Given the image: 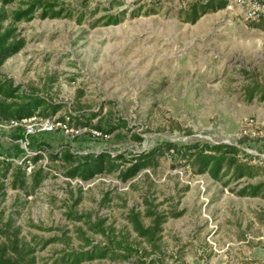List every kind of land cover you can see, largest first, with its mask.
<instances>
[{"label":"rangeland","instance_id":"374dc122","mask_svg":"<svg viewBox=\"0 0 264 264\" xmlns=\"http://www.w3.org/2000/svg\"><path fill=\"white\" fill-rule=\"evenodd\" d=\"M30 1L13 0L4 10ZM40 1L72 16L39 18L38 9L30 20L2 21L23 46L0 65V82L18 95L58 104L53 123L64 117L86 125L34 132L25 149L20 126L0 125V159L7 168L0 175V255L17 264L14 247L28 244L35 264H54L86 242L123 239L137 252L78 264H140L138 255L159 264H264V200L234 193L243 181L264 182V173L224 185L192 173L169 150L156 168L126 182L115 173L85 182L62 174L85 155L129 157L164 141L196 140L235 144L264 169V30L248 27L241 5L232 1L192 24L177 14L196 0ZM121 11L117 24L90 26ZM133 11L139 15L130 16ZM36 153L40 158L33 159ZM38 167L49 175L26 194L15 176L28 183ZM130 210L144 226L156 213L166 215L158 249L131 230Z\"/></svg>","mask_w":264,"mask_h":264},{"label":"trees","instance_id":"16d2710c","mask_svg":"<svg viewBox=\"0 0 264 264\" xmlns=\"http://www.w3.org/2000/svg\"><path fill=\"white\" fill-rule=\"evenodd\" d=\"M13 0H0V24L2 21L8 20V24L17 23L19 21H27L33 17V12L39 9V18H59V17H71L70 12L63 11L61 8H55L50 2L35 0L25 4L23 8H15L9 11L4 10V6L8 5ZM227 4V0H205L200 2L198 0L190 3L185 9H181L177 16L182 22L194 23L202 14L211 11L223 9ZM150 11L144 12L148 14ZM130 16L139 15L138 11H133ZM124 17V12L121 11L114 15H105L104 17L96 18L92 21L90 26L96 25H109L117 24ZM79 21V19H77ZM248 27L264 30V15H260L254 19L244 20ZM14 27L0 25V65L9 56L16 53L23 46V39L16 37L14 34ZM16 89H8L0 82V119H19L30 116H37L41 118H51V116L58 109V104H51L45 101L43 98L23 93L18 95L15 93ZM264 94V90H263ZM16 98L17 100H12ZM73 118V116L71 117ZM58 121L66 124L68 127L80 128L86 125V122L74 121L71 119H64V117H58ZM71 120V121H69ZM73 124V125H72ZM139 137H137L138 139ZM245 139L242 137L238 139L237 143L241 144ZM171 150L180 164L187 165L190 171L194 174L206 173L212 180H223V184H228L233 181L238 183L242 178H252L261 173H264V169L253 163H250V159L255 156L246 153L240 149L239 146L231 143L223 142H208V141H191L174 143L170 141H164L149 149L142 150L140 152L131 154L129 157H122L118 154L111 155L107 152H100L96 155H85L79 161H76L73 165H70L63 171V176L67 178H77L80 181H88L93 177L101 174H116L115 176L121 181L134 177L143 169H154L160 163V156L166 151ZM242 154L246 157L245 161L239 159L238 155ZM47 156L50 159L57 158L60 155L57 153H48ZM33 159L40 158L39 153H36ZM61 159H70L67 156H60ZM18 170L23 174L21 166ZM7 168L3 161L0 159V175L5 177ZM20 174V175H21ZM18 175V174H17ZM15 176V181H19V187L23 188V192L30 194L39 184L48 177L49 172L41 167L33 170L28 175V183H24L22 179ZM16 187L17 185H12ZM27 188V189H26ZM234 193L237 196L259 197L264 200V182H258L250 184L242 182L236 188ZM177 213L171 212L169 216H175ZM166 215L162 213H156L154 215L151 224L144 226L137 211L130 210L127 213V221L131 225V230L136 236L143 239L152 249H158L156 241L159 238L158 232L160 231V224L165 219ZM79 220V217H74ZM87 227L91 228L93 225L87 222ZM97 226V224H95ZM35 242L34 244H36ZM47 241L40 243V246H44ZM88 242L82 247L81 250L72 251L66 253L58 259L54 264H78L82 261H91L94 259L108 258L110 260H119L127 258L132 252L137 251L131 246L126 245L123 239L115 240L108 239V245L92 244L89 247ZM15 258L17 264H35L34 256L32 255L33 249L28 244H24L22 248L17 249L14 247ZM121 250V252H119ZM24 256V258H23ZM142 255H138L135 262L140 264H159L153 259L149 262H145L140 259ZM0 264H16L10 259L4 258L0 255Z\"/></svg>","mask_w":264,"mask_h":264},{"label":"built area","instance_id":"2783aa9c","mask_svg":"<svg viewBox=\"0 0 264 264\" xmlns=\"http://www.w3.org/2000/svg\"><path fill=\"white\" fill-rule=\"evenodd\" d=\"M231 1L234 3H239L241 5V12L243 14L244 20L246 19H254L260 15H264V0H227V4L225 7L230 8L231 7ZM0 125L2 127H13V126H20L23 129V136L21 139H19V144L21 148H26L28 141L27 136L30 134H33L34 132L39 131H50L55 127V125H58L60 127H65L66 124L63 122H52L51 118H41L37 116H30L25 118H19V119H8L3 120L0 119ZM80 129H75V131H78ZM92 135L99 134V131L92 130ZM248 135L250 136L249 131L242 129V135ZM40 152V151H39ZM42 155L43 153L40 152ZM44 156V155H43ZM76 179V178H74ZM77 180V179H76ZM79 181V180H77Z\"/></svg>","mask_w":264,"mask_h":264}]
</instances>
